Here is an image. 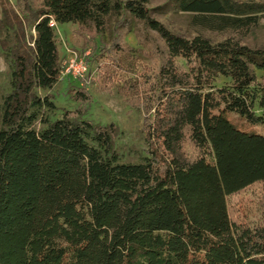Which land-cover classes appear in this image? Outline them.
I'll return each instance as SVG.
<instances>
[{"label":"trees","instance_id":"1","mask_svg":"<svg viewBox=\"0 0 264 264\" xmlns=\"http://www.w3.org/2000/svg\"><path fill=\"white\" fill-rule=\"evenodd\" d=\"M146 1L0 0V30L19 32L5 52L10 90L0 113V264H264V222L234 219L227 203L264 182L256 128L264 125V74L256 73H264V47L176 34L150 17ZM170 2L215 31H246L264 18V2L253 0ZM113 10L129 15L98 52L95 79L102 89L117 84L143 110L139 161L121 160L116 122L84 116L85 80L77 105L52 119L51 94L38 92L60 73L51 22L76 24L95 48ZM135 22L160 36L158 48L136 33L160 51L158 70L118 83L119 52L133 49L120 40ZM219 76L231 82L217 85Z\"/></svg>","mask_w":264,"mask_h":264},{"label":"rangeland","instance_id":"2","mask_svg":"<svg viewBox=\"0 0 264 264\" xmlns=\"http://www.w3.org/2000/svg\"><path fill=\"white\" fill-rule=\"evenodd\" d=\"M171 0H147L145 7L151 18L161 22L167 29L172 32L183 35L187 38L200 34L210 40H223L227 37H237L243 43L251 47H264V18L259 23L246 31L224 30L215 31L207 27L194 24L190 13L182 12L176 9L170 2ZM247 1V0H242ZM264 2V0H253ZM125 10H113L103 16L104 29L101 35L95 37L96 45L86 41L87 35H80L77 25L72 23H53L55 40L59 48V64L60 67L64 61L73 52L88 59L87 79L85 84L92 93V99L87 103V111L85 117L90 118L99 123H107L114 121L119 127V133L115 140L116 149L121 155L123 161H139L145 152V142L141 123L143 119V110L137 108L133 103L129 102L128 96L123 94L117 84H110L109 89H102L97 86L95 79V71L97 64L102 61L98 52L111 47L112 35L116 33V26L120 24L121 18L128 16ZM1 17V7H0ZM83 30V29H82ZM141 31L146 34L158 48L161 46L160 36L150 30L140 22L133 23L132 31L127 32L121 42L124 45L133 46L131 51L119 52L121 57V66L116 65L114 71L115 79L121 83L122 78L140 77L141 72L153 74L158 70L160 62L159 50H153L151 45L138 43L136 33ZM27 33V32H26ZM90 35L89 32H87ZM19 32L15 30H0V113L2 96L10 90V67L9 60L6 55L7 47L11 44ZM141 38L143 36L141 35ZM142 48V49H140ZM149 48V50H148ZM111 52L114 48H111ZM114 53V52H113ZM258 79L263 76V70H256ZM83 79L72 74L62 75L59 73L58 80L50 88H39L40 94H51L54 107L46 109L45 114L49 118L59 117L66 108H74L77 101L74 98V90L81 85ZM231 79L227 76H219L217 85L230 83ZM258 113L262 112V108H256ZM44 124L41 120L34 121L33 126L40 128ZM259 131L264 132V125H257ZM187 150L192 151V146L187 144ZM264 196V182L254 183L247 188L230 194L227 196L230 215L234 219L247 220L254 224L264 222V208L262 197Z\"/></svg>","mask_w":264,"mask_h":264},{"label":"built area","instance_id":"3","mask_svg":"<svg viewBox=\"0 0 264 264\" xmlns=\"http://www.w3.org/2000/svg\"><path fill=\"white\" fill-rule=\"evenodd\" d=\"M53 23L54 22L52 21L51 24ZM71 53L72 54L69 57H67L63 65H61L60 73L62 75L72 74L82 78L83 80H88L87 79L88 64L85 61V58L83 56H80L76 52L72 51Z\"/></svg>","mask_w":264,"mask_h":264}]
</instances>
